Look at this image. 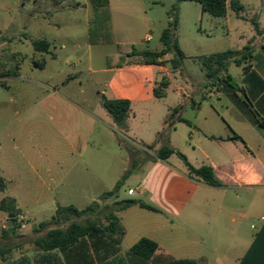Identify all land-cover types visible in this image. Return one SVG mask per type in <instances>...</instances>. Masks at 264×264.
Here are the masks:
<instances>
[{"label": "rangeland", "instance_id": "obj_1", "mask_svg": "<svg viewBox=\"0 0 264 264\" xmlns=\"http://www.w3.org/2000/svg\"><path fill=\"white\" fill-rule=\"evenodd\" d=\"M101 1L109 4V17L95 36L101 41L94 43L89 25L94 4ZM62 2L65 9L61 13L57 6ZM175 4V36L187 51L195 48L199 52L204 41L211 44L208 50L220 52L238 40L234 34L227 37L223 18L205 13L201 22L202 8L196 2L0 0V177L6 184L0 197L15 196L19 206L36 218L61 206L84 208L98 201L96 213L71 221L106 225V214L114 211L127 228L135 220L142 221L133 232L152 235L147 220L158 217L156 213L139 207L117 210V202L141 199L137 192L130 195L129 189L152 191L158 172L156 151L165 144L158 132L174 103L173 94L170 91L167 98L159 99L149 92L148 98L135 101L127 132L116 126L103 107L102 94L109 96L108 62L120 45L153 51L163 48L161 36L172 20ZM69 5L76 7L67 9ZM208 20L216 21L217 27ZM215 30L223 38L215 37ZM146 34L152 36L148 42L144 41ZM38 39L51 42L49 52L34 49L32 42ZM35 61H44V67ZM184 65L200 78L202 64L186 57ZM7 66L16 73L20 69L17 77L1 78L9 76ZM242 70L234 63L229 66L234 77ZM176 140L184 147L186 133L181 130ZM119 182L117 196L102 201ZM235 252L219 251L226 264L233 262Z\"/></svg>", "mask_w": 264, "mask_h": 264}, {"label": "crops", "instance_id": "obj_2", "mask_svg": "<svg viewBox=\"0 0 264 264\" xmlns=\"http://www.w3.org/2000/svg\"><path fill=\"white\" fill-rule=\"evenodd\" d=\"M237 1L242 8L239 11L229 8L222 18L226 22L227 37L234 34L238 40L220 52L233 50L237 52L236 57L245 51L250 53L248 59L237 64L243 67L238 76L229 74V66L236 64L231 62L227 71L213 80L201 68L198 79L186 68L184 61L183 68L173 70L170 62L173 53L169 52L157 65L110 67L111 76L106 83L107 98L130 100V115L134 114L133 103L148 98L150 93L154 96V88L166 77L168 86L159 99L167 98L170 91L174 97L162 126L163 130L172 125L169 144L176 151H183L194 167H212L221 186H211L190 177L177 154L165 160L157 159L155 167L158 172L153 178L152 191L145 188L135 191L142 196L137 201L158 210H150L158 217L147 220L151 225V236L133 232L139 229L142 221L135 220L132 228H127L123 218L115 212L126 231L120 242L105 234L94 233L81 237L65 250H40L33 242L54 227L66 228L71 219L56 221L57 209L47 215L41 213L36 218L19 206L15 196L4 195L0 201L5 197L14 198L17 208L27 217V225L25 228L11 226L10 214L0 209V247L8 249L0 255V264H166L180 260H194L196 264H226L219 251L228 253L231 250L236 251L231 264H239L264 224V0ZM104 4V1L94 4V11ZM75 7L69 5L66 8ZM64 9L63 2L57 6L61 13ZM204 14L200 12L201 22ZM207 22L217 27L216 21ZM205 31L201 28V32ZM215 33V37L223 38L216 30ZM151 39L152 36L146 34L144 41ZM178 43L185 58L190 57L200 64V57L219 53L208 50L211 44L204 41L200 42L199 52L195 48H190L189 52ZM19 71H11L9 76L1 78L17 77ZM228 75L230 81L226 79ZM174 109L178 111L173 113ZM120 129L129 130L128 120L127 128ZM181 130L186 133L184 147L176 140ZM177 189L179 193H176ZM132 207L142 208L138 204L129 208ZM132 217L137 219L138 216ZM43 222L48 224L40 226ZM141 238H149L158 244L151 258L131 251Z\"/></svg>", "mask_w": 264, "mask_h": 264}, {"label": "trees", "instance_id": "obj_3", "mask_svg": "<svg viewBox=\"0 0 264 264\" xmlns=\"http://www.w3.org/2000/svg\"><path fill=\"white\" fill-rule=\"evenodd\" d=\"M190 1L196 2L201 5L202 11L208 13L212 17L222 18L227 15L229 8L239 11L242 5L239 4L237 0H177V2ZM178 6L173 5V11L170 13L172 20L168 27L163 31L161 36V42L163 44V49L161 51H153L149 49L139 50L134 45H123L118 47V53L116 56L110 59L108 62L109 67H122L128 64H160V58L169 52L173 53V58L170 60L173 70L181 69L183 66V61L185 59V54L179 46L178 40L175 38V31L178 26V16H177ZM109 17V9L107 2L103 6H99L95 9L93 23L89 25L90 40L95 42H100L101 40L96 38V34L102 30L107 23V18ZM101 36V35H99ZM33 47L39 52H48L50 48V43L44 39L33 40ZM249 52H243L239 57L237 52L233 50H227L219 53H214L209 56L200 57L199 60L206 71V75L209 79H216L223 71H227L228 66L231 62L236 64H241L244 60L248 59ZM35 64L39 67H44L45 62L35 61ZM8 73H11L8 70ZM227 80H231L228 75ZM168 86V80L163 77L158 85L154 88V96L161 98L164 96V90ZM103 107L112 116L115 124L122 129L127 128V118L131 110V102L128 99H109L103 95L102 97ZM178 109H174L177 112ZM185 122H188L184 120ZM172 125H167L159 134L160 140H165V144L156 151V156L158 159L165 160L173 154H177L184 162L188 169V174L190 177H196L211 186H221V183L217 180L214 175L213 168L207 165L201 167H194L189 163L186 156L178 151H176L169 144V132ZM121 183L119 182L114 190L106 192L102 201L106 200L108 197L117 196L118 189ZM0 189H5V184L3 179L0 178ZM117 210H123L125 208L131 207L138 204L140 207L149 209L152 211H158L156 208L148 205L144 202L137 200H122L118 201ZM100 207L98 201H94L92 204L84 209H79L74 205L61 206L56 210L54 219L56 221H69L73 217L83 218L87 215L97 212V208ZM0 209L8 214L14 215L12 219L15 222V217L20 210L17 208L16 200L11 197H5L0 201ZM107 224L103 225L98 222L86 221L78 222L72 221L68 224L66 228L54 227L50 229L44 236L39 237L34 240V246L40 250H52L60 249L65 250L75 244L81 237L94 233H101L111 237L114 241L120 242L122 237L125 235V229L121 225L118 216L114 211H110L106 214ZM48 223L43 222L40 226H46ZM158 248V244L149 239L141 238L132 247L131 251L141 257L151 258ZM8 249L0 247V255H4ZM166 264H196L194 260H180V261H170ZM239 264H264V224L260 231L256 234L254 241L252 242L249 249L246 251L245 255L241 258Z\"/></svg>", "mask_w": 264, "mask_h": 264}, {"label": "built area", "instance_id": "obj_4", "mask_svg": "<svg viewBox=\"0 0 264 264\" xmlns=\"http://www.w3.org/2000/svg\"><path fill=\"white\" fill-rule=\"evenodd\" d=\"M135 193V190L130 189L129 194L133 195ZM15 225L19 228H25L27 225V217L24 213H18L15 217Z\"/></svg>", "mask_w": 264, "mask_h": 264}, {"label": "water", "instance_id": "obj_5", "mask_svg": "<svg viewBox=\"0 0 264 264\" xmlns=\"http://www.w3.org/2000/svg\"><path fill=\"white\" fill-rule=\"evenodd\" d=\"M9 218L10 219H13L14 218V215L10 214L9 215ZM11 226H15V222L12 220L11 223H10Z\"/></svg>", "mask_w": 264, "mask_h": 264}]
</instances>
